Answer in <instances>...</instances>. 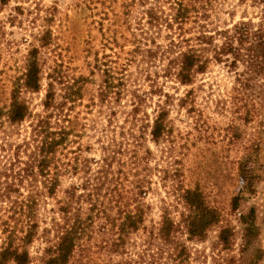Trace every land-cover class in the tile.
I'll return each instance as SVG.
<instances>
[{
    "label": "trees",
    "instance_id": "obj_1",
    "mask_svg": "<svg viewBox=\"0 0 264 264\" xmlns=\"http://www.w3.org/2000/svg\"><path fill=\"white\" fill-rule=\"evenodd\" d=\"M10 1L0 0V6ZM254 1L262 8L259 22L240 21L228 29H212V0H171L170 21L160 17L164 13L160 3L168 4V0H123L122 11H114L111 26L124 17L129 38L122 36L118 61L113 60L115 53L105 61L96 56L90 74L99 71L102 82L86 108L111 105L112 99L128 96L129 126L106 132L100 128L98 158L84 157L85 151L93 150L85 138L91 139L88 131L96 129L97 122L92 120L91 128L85 122V112L76 110L84 100L90 77L80 75L67 81L61 72L63 65L55 61L48 72L44 71L48 58L41 56L50 54L59 39L53 28L58 8L47 10L43 29L36 37L38 46H32L26 57L23 81L13 82L9 104L0 107V264H30V246L39 238L46 245L43 264H191L189 243L206 242L215 228L218 234L212 251L218 254L212 255L214 263L262 264L257 208L239 212L241 244L234 256L236 230L223 225L220 208L199 186L180 188L184 210L178 222L170 217L164 197L160 221L147 225L153 177L168 189V161L166 168L160 167L155 153L146 146L147 138L156 146L165 145L171 129L166 106L159 104L151 120L144 109L154 93L168 95L157 89V81L150 76H145L149 91L131 84L135 74L147 75L143 67L155 62L166 61L161 77H173L183 86L193 85L211 62L224 64L235 75L232 96L242 107H234L243 110L246 122H255L259 107L264 106V0ZM142 8L151 27L160 30L165 22L166 29L169 26L177 35L171 38L169 59L168 45L158 44L142 22L130 30L129 19H135ZM44 80L42 113L35 114L21 99V89L38 93ZM192 94L191 90L180 100L181 106L190 102L189 112L195 111ZM25 123L27 137L21 142L12 140L16 129ZM242 160L238 177L247 188L257 175L253 165L264 161V145L252 149ZM65 177L72 180L66 187ZM245 193L241 190L231 198L232 211L239 210Z\"/></svg>",
    "mask_w": 264,
    "mask_h": 264
},
{
    "label": "rangeland",
    "instance_id": "obj_2",
    "mask_svg": "<svg viewBox=\"0 0 264 264\" xmlns=\"http://www.w3.org/2000/svg\"><path fill=\"white\" fill-rule=\"evenodd\" d=\"M122 2L123 0H115L112 4L107 0H11L8 5L0 6V107L9 104L13 82L22 83L28 52L32 46H38L36 37L43 29L42 19L48 9L56 6L58 13L53 28L55 36L59 39L54 41L50 54L41 56L43 60L48 58L44 71L48 72V68L54 65L55 61L63 65L61 72L67 81L80 75L90 77L84 100L76 110L86 113V115L83 113V116L88 119L85 120L88 125L92 124V120L97 122L96 129L88 131L91 139L85 138V142L92 145L93 150L85 151L84 157L98 158L101 154L97 143L100 128L104 127L106 132L109 128L129 126L127 113L131 107L128 96L112 99L111 105L105 103L86 108L89 106L90 95L96 94L102 82V73L97 71L95 75L90 74L92 64L96 63V56L105 61L107 56L115 53L116 57L112 56L113 60L118 61L117 56H121L120 46L124 42L122 36L129 38L124 17L118 18L117 23L111 26L114 11L118 14L122 11ZM170 2L171 0H168V4L160 3V10H164L160 15L163 21L167 19L170 21L172 14ZM16 8L23 9L24 13H20L18 9L15 11ZM143 10L146 9L142 8L140 13L135 14V19H129L128 23L130 26L132 24L130 30H134L137 22H142V26L147 29L146 32L151 37H156L158 44L163 47L168 45L169 59L172 56L171 38H176L177 35L173 34L169 26L166 29L165 22L160 30L151 27L142 13ZM209 15V26L212 29H228L240 21L259 22L262 8L254 0H212ZM143 42L146 44L145 40ZM129 48L130 46L125 47L126 50ZM165 64L166 61H161L149 66L143 65L147 75L135 74V83H131L142 91H149V79L145 76H150V79L157 81V89H162L164 94L168 95L164 97L161 93H154L149 97L144 109L151 120L159 104L166 106L168 125L171 129L168 143L165 145L156 146L149 137L147 138L146 146L155 153L160 167L166 168L168 161L166 183L168 189L165 190L158 177H153V192L147 199L152 206L147 217V225L151 226L160 221V209L163 205L161 199L164 197L168 202L170 217L178 222L180 213L184 210L180 188L199 186L210 201L220 208L224 216L223 225L233 226L236 230L232 255L237 256L241 244L242 232L237 220L239 212L247 211L251 206L257 208L261 226L259 243L264 249V161L253 165L257 175L250 187L246 188L238 177V168L244 156L258 145H264V106L259 107L255 122L244 120L243 110L238 111L234 107V105L242 107L232 96L235 75L224 64L211 62L206 72L198 74L191 86H183L173 77L168 79L161 77V70ZM45 82V80L42 82L43 87L38 93L21 89V99L35 114L42 113ZM191 90L194 97L192 102L195 106L194 112H189L190 102L181 106L180 101ZM257 101L258 99L255 100ZM111 112H114L113 115H110ZM23 125L16 129L12 140L21 142L27 137V123ZM0 138H3V131L0 132ZM163 148L166 152H162ZM71 181L69 177H65L63 186H68ZM241 190L246 192V199L238 211H232L231 198L238 195ZM59 195L61 196V193ZM51 206L52 204L49 205ZM217 234L218 229L215 228L206 242L189 243L192 253L191 264H216L212 260V255L218 253L217 250L212 251V246ZM45 246L40 238L30 246L32 256L30 264H43Z\"/></svg>",
    "mask_w": 264,
    "mask_h": 264
}]
</instances>
